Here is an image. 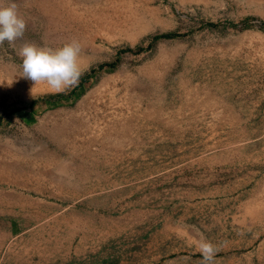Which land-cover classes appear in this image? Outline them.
<instances>
[{"label":"rangeland","instance_id":"rangeland-1","mask_svg":"<svg viewBox=\"0 0 264 264\" xmlns=\"http://www.w3.org/2000/svg\"><path fill=\"white\" fill-rule=\"evenodd\" d=\"M12 2L0 264H202L201 239L264 264V0ZM72 40L75 87L21 76L25 43Z\"/></svg>","mask_w":264,"mask_h":264},{"label":"clouds","instance_id":"clouds-1","mask_svg":"<svg viewBox=\"0 0 264 264\" xmlns=\"http://www.w3.org/2000/svg\"><path fill=\"white\" fill-rule=\"evenodd\" d=\"M26 22L18 14L14 2L0 6V44H11L24 36ZM81 44L72 40L59 48L37 46L25 43L20 51L22 57L21 76L38 83H46L54 93L65 92L75 87L82 75L80 66ZM202 264H213L218 248L210 241L201 239L198 243Z\"/></svg>","mask_w":264,"mask_h":264},{"label":"bare ground","instance_id":"bare-ground-1","mask_svg":"<svg viewBox=\"0 0 264 264\" xmlns=\"http://www.w3.org/2000/svg\"><path fill=\"white\" fill-rule=\"evenodd\" d=\"M40 1V0H39ZM36 2H38V1H36ZM74 2V1H73ZM36 4V3H35ZM34 4V5H35ZM73 4V3H72ZM33 6V5H32ZM43 13V12H42ZM44 15V14H43ZM63 15H66V18H68V19H70V20H77L78 19V17L77 16H75V15H73V14H71V13H69V12H67V11H63ZM45 17V16H44ZM55 20V19H54ZM59 21V20H58ZM69 22V21H68ZM67 22V23H68ZM66 23V22H65ZM57 25V24H56ZM59 29V28H58ZM104 118V117H103ZM113 119V118H112ZM101 122V121H100ZM99 122V123H100ZM104 123V122H103ZM125 124V123H124ZM129 124V123H128ZM106 125V124H105ZM112 126V125H111ZM114 127V126H113ZM126 127H127V125H126ZM125 127V128H126ZM130 127V126H129ZM110 128H112V127H110ZM109 129V128H108ZM115 129H117V128H115ZM100 130V129H99ZM103 130V129H102ZM106 130V129H105ZM107 131V130H106ZM105 131V132H106ZM116 131V130H115ZM118 131V130H117ZM116 131V132H117ZM118 132H120V131H118ZM103 133V132H102ZM115 133V132H114ZM113 134V133H112ZM118 135V134H117ZM104 136V135H103ZM108 136V135H107ZM117 141V140H116Z\"/></svg>","mask_w":264,"mask_h":264},{"label":"trees","instance_id":"trees-1","mask_svg":"<svg viewBox=\"0 0 264 264\" xmlns=\"http://www.w3.org/2000/svg\"><path fill=\"white\" fill-rule=\"evenodd\" d=\"M172 35H173V33H168V34L164 35V37H170Z\"/></svg>","mask_w":264,"mask_h":264}]
</instances>
